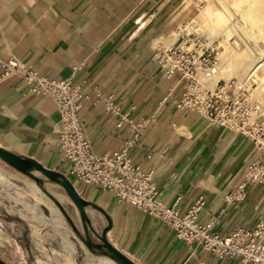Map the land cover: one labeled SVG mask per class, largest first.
<instances>
[{"label": "crops", "instance_id": "obj_1", "mask_svg": "<svg viewBox=\"0 0 264 264\" xmlns=\"http://www.w3.org/2000/svg\"><path fill=\"white\" fill-rule=\"evenodd\" d=\"M194 15L181 0H0V58H15L51 80L81 84L78 113L94 154L119 151L131 124L140 123L129 156L153 171L162 202L171 207L179 198L175 207L183 215L202 197L199 224L223 210L215 230L227 236L264 220V184L247 185L244 200L235 204L224 199L258 151L241 135L176 111L178 75L163 77L155 59ZM31 86L17 75L0 80V147L66 176L83 199L110 217L106 237L116 250L136 264H241L218 259L195 242L185 244L147 213L93 184L74 182L60 148L56 104L31 93ZM86 213L98 239L107 222L94 209Z\"/></svg>", "mask_w": 264, "mask_h": 264}, {"label": "built area", "instance_id": "obj_2", "mask_svg": "<svg viewBox=\"0 0 264 264\" xmlns=\"http://www.w3.org/2000/svg\"><path fill=\"white\" fill-rule=\"evenodd\" d=\"M192 2L195 8L202 9L207 0ZM191 25L192 22H188L178 27L176 44L160 47L155 59L161 66L163 77L178 75L181 93L174 102L176 111L197 115L211 126L241 135L257 149L258 156L246 165L243 180L224 197L226 203L235 204L244 200L247 185L264 184V95L254 93L255 83L251 77H231L209 87L220 47ZM14 75L32 83L31 93L49 96L55 102L60 118V148L70 165L69 177L74 182L93 184L109 192L119 203L141 210L174 230L178 240L185 244L195 242L218 259L264 264V220L258 221L251 229L235 228L229 235L222 236L215 227L221 223L223 210L210 216L206 224H199L198 215L205 206L202 197L183 215L175 207L179 198L171 207L162 202L153 171L134 164L129 156L130 149L141 135L140 123L131 124V136L124 140L119 151L94 154L83 135L78 113L84 98L81 84H72L71 78L51 80L15 58H0V80ZM109 109L107 104L105 110ZM124 121L125 116L120 117L116 127L119 128Z\"/></svg>", "mask_w": 264, "mask_h": 264}, {"label": "rangeland", "instance_id": "obj_3", "mask_svg": "<svg viewBox=\"0 0 264 264\" xmlns=\"http://www.w3.org/2000/svg\"><path fill=\"white\" fill-rule=\"evenodd\" d=\"M181 1L195 10L191 26L206 38L216 40L220 47L215 65L218 74L212 86L222 79L250 76L256 83V93L264 95V68L258 71V77L252 75L264 57L261 53L264 50V0H239L244 2L239 6L231 0H207L202 9L195 8L192 0ZM212 2L227 16L221 30L222 35L229 33V40L210 37L203 28L211 21L204 17V11ZM174 39L173 36L171 40ZM234 41L239 48L231 44ZM238 51L245 52L247 57ZM31 174L40 180L42 189L34 180L0 160V259L7 264H115L95 250H88L56 204L44 193L60 203L83 236L79 214L62 188L37 172ZM88 233L93 243L98 240L91 231Z\"/></svg>", "mask_w": 264, "mask_h": 264}, {"label": "water", "instance_id": "obj_4", "mask_svg": "<svg viewBox=\"0 0 264 264\" xmlns=\"http://www.w3.org/2000/svg\"><path fill=\"white\" fill-rule=\"evenodd\" d=\"M0 160L11 166L17 172H20L34 180L36 184L40 186L41 189L42 185L40 180L34 177L31 172L39 173L49 182L62 188V190L65 192L66 196L71 201V203L75 206L79 214V219L83 228V236L78 233L77 229L69 219L68 215L66 214L65 210L60 205V203L46 191H44V193L56 204L60 212L67 219L75 234H77L78 238L88 250H97L99 255L110 259L115 264H136L126 255L116 250L108 242L106 235L112 227V221L110 217L96 204L83 199L81 195L75 190L73 184L66 176H64L60 172L47 169L41 163L32 158L18 156L2 147H0ZM87 208H91L99 212L107 222V225L103 228L101 235L98 237L100 243H93L90 239L88 230L94 233V229L92 228L91 220L86 213ZM0 264L7 263L0 259Z\"/></svg>", "mask_w": 264, "mask_h": 264}, {"label": "bare ground", "instance_id": "obj_5", "mask_svg": "<svg viewBox=\"0 0 264 264\" xmlns=\"http://www.w3.org/2000/svg\"><path fill=\"white\" fill-rule=\"evenodd\" d=\"M231 2L235 5V6H239V5H242L244 2L243 1H239V0H231ZM203 13V12H202ZM201 17H202V14H201ZM204 17L207 18V19H210L211 21L210 22H206V24L203 25V28H205L208 32V35L210 37H213V38H221L223 40H229V33H227L226 35H222V30L221 28L223 27L224 23L227 21V16L226 14L224 13V11H222L221 9L219 10L217 8V5L212 2L204 11ZM203 17V18H204ZM201 18V19H203ZM255 19V18H254ZM205 23V22H204ZM257 23V22H256ZM261 30V29H260ZM263 33V32H262ZM204 36V35H203ZM254 38V37H253ZM208 39V38H207ZM176 40V39H174ZM175 42H173L174 44ZM176 44V43H175ZM234 47H238L239 48V44L237 41H234L233 43H231ZM254 46V45H253ZM239 54L243 57H247V55H245V52H240L238 51ZM264 54V50L261 52ZM237 54V53H236ZM219 56V53L217 55V58ZM264 56V55H263ZM216 58V59H217ZM256 61V60H253V62ZM259 61V60H258ZM217 64V62H216ZM252 64H250L251 66ZM262 68H264V57L260 59V62L259 64L257 65V67H255L253 69V73L252 75H256L258 73V71L262 70ZM264 73V72H263ZM217 74H218V70L217 68H215V74L213 75L212 77V81L209 83V87H213L212 86V82H215L216 78H217ZM257 76V75H256ZM250 77V76H249ZM254 77V76H253ZM258 77V76H257ZM262 79L264 81V75L262 76ZM223 80V79H222ZM262 81V80H261ZM255 83V82H254ZM256 84V83H255ZM254 93L256 95H258L256 93V88L254 89ZM262 95V94H261ZM260 96V95H258ZM110 260V259H109ZM113 262V261H112ZM108 264V263H106ZM110 264V263H109Z\"/></svg>", "mask_w": 264, "mask_h": 264}, {"label": "trees", "instance_id": "obj_6", "mask_svg": "<svg viewBox=\"0 0 264 264\" xmlns=\"http://www.w3.org/2000/svg\"><path fill=\"white\" fill-rule=\"evenodd\" d=\"M71 182V181H70ZM92 252H94V250H92Z\"/></svg>", "mask_w": 264, "mask_h": 264}, {"label": "flooded vegetation", "instance_id": "obj_7", "mask_svg": "<svg viewBox=\"0 0 264 264\" xmlns=\"http://www.w3.org/2000/svg\"><path fill=\"white\" fill-rule=\"evenodd\" d=\"M96 252H98L97 250H95Z\"/></svg>", "mask_w": 264, "mask_h": 264}]
</instances>
